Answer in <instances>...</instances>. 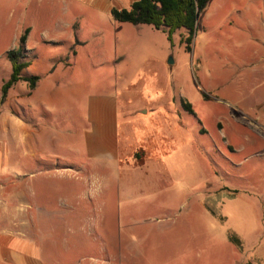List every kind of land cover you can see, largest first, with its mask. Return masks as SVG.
I'll return each instance as SVG.
<instances>
[{"label": "rangeland", "instance_id": "374dc122", "mask_svg": "<svg viewBox=\"0 0 264 264\" xmlns=\"http://www.w3.org/2000/svg\"><path fill=\"white\" fill-rule=\"evenodd\" d=\"M212 2L199 15L191 50L183 41L186 28L174 33L172 43L165 30L152 27L150 42L132 45L127 78L106 70L112 63L89 68L87 62L74 77L86 87L100 83L92 93L111 90L117 96V163L93 165L85 159L83 169L60 166L27 174L31 200L16 195L13 201L12 174L0 178V224L4 219L18 227L23 221L19 228L38 235L47 264H106L117 251L127 254L122 264H234L229 255L247 254L249 244L245 238L241 251L228 243L227 230L264 231V0H230L218 16L208 18L209 10L216 11ZM112 19L86 0H0V114H13L18 86L4 101L2 86L12 73L8 53L21 47L27 27H33L30 47L35 49L28 59L63 56L71 46L67 34L87 41L78 45L87 59L104 47L106 53L120 52L110 42V23L117 21ZM66 22L73 27L67 29ZM139 31L134 34L147 30ZM92 93H70L85 122ZM23 101L16 113L31 120L33 111ZM33 110L43 108L37 104ZM39 118L43 122L47 116ZM65 122L61 128L73 121ZM0 139L12 159V131L0 127ZM89 180H98L100 188L91 202L83 194ZM223 186L246 191L221 203L217 192H224ZM69 189L76 196L70 197L67 219L29 222L34 209L27 205L41 196L53 204ZM210 199L217 202L210 205L212 214L205 209Z\"/></svg>", "mask_w": 264, "mask_h": 264}, {"label": "crops", "instance_id": "0c3cea01", "mask_svg": "<svg viewBox=\"0 0 264 264\" xmlns=\"http://www.w3.org/2000/svg\"><path fill=\"white\" fill-rule=\"evenodd\" d=\"M86 1L91 2L98 13L114 19L112 15L114 7H129L135 0ZM209 2H212V0H209ZM229 2L230 0H214L212 4L214 3L216 11L209 10L207 13L208 18L218 16L217 12L226 7ZM66 25L67 29L73 27L69 23ZM110 25L112 31L110 42L114 43V46H118L121 49L120 52L114 54L106 53L108 50H105L106 41L104 40V49L98 55L88 56L87 59L80 53L78 48V45L83 44L85 46L87 41L82 38L75 39L72 34H67V46H71L68 47L67 53L63 54V56L51 59L49 55H40L36 60L28 59V54L35 49L30 47L33 27H27L29 32L23 52L24 59L30 61L31 64L23 70V73L26 75H39L40 80L34 89H31L25 81L15 84L12 88L15 91L18 86L19 90L13 94V114L12 116L8 112H1L0 114V127L4 131H12V159H10L7 142L0 139V178L5 181L12 174L13 201L16 195L25 196L29 200L32 199L33 189L29 185L27 174H33L36 171L48 172L54 167L56 171L60 166L83 169L89 162L93 165H100L103 162L117 163L120 160L121 144L117 96L111 90L92 93V90L94 91L93 86L98 87L100 83L96 85L92 83L86 87L85 84L78 83L74 77L79 75L80 69H86L85 63L87 62L90 63L89 68L112 63V66H107L106 70H112L116 77L127 78L132 69V45H137V43L142 45L147 40V42H150V37L155 34L152 27L155 26L152 24L142 26V24L136 25L131 22L118 20H113ZM136 29H140V31L147 30L145 32L147 33L146 38L143 39L145 33L134 34ZM60 38L58 36L54 37L55 40ZM72 52L73 54L71 55ZM121 53L122 55H119ZM120 57L122 60H118ZM49 59L55 63L51 65L48 61ZM118 61L128 62V65L117 67L118 65L116 66L114 63ZM36 63H40L38 68H36L37 72L33 70V66ZM115 87L116 84L109 86L111 89ZM12 88L8 93V100H10ZM85 89L87 92L91 91L92 93L87 103L86 122L78 112L77 103L70 101V93L86 92ZM17 99L20 100V103L17 102ZM21 99H25L23 101L25 108L29 106V109L33 111L32 115L29 114L31 120L23 121L20 114L16 113V104H22ZM37 104L43 108V111L34 112L33 107ZM42 115L43 117L47 116L43 122L39 118ZM70 118L73 121L71 127L61 128L60 125H63V121H68ZM79 120L86 124L85 128L82 123L80 124ZM97 181L89 180L86 182L83 194L87 202L96 199L95 191L100 189L98 188L99 184H95ZM223 187L228 193L225 191V193L223 191L217 192V198L220 199L221 203L226 198L236 197L246 191L239 187ZM73 191L67 190L65 198L57 196L53 204H49L46 201L48 199L45 196H41L43 200L38 199L34 203L27 205L29 208L33 206L34 209L30 213L29 222L43 221L48 223L50 221L54 223L67 219L66 208L69 204H72L70 197L76 196ZM13 203L15 205V202ZM215 203L217 202H212L211 199L210 204L205 201V209L209 211V214L214 212L210 205L212 206ZM223 217L226 221L228 220L227 215L223 214ZM21 222L18 224L21 225ZM19 225L17 227L14 222L8 224L4 219L2 224H0V264H47L43 258L38 235L34 236L27 233L22 228H19ZM226 236L228 243L235 244L241 251L244 250L243 245H246V242L244 243L245 238L249 244L246 246L248 248L247 254L243 252V254L241 253L237 256L232 252L229 255L231 263L264 264V231L242 233L241 231L229 229L226 232ZM118 252L114 257L110 256V261L106 264H122L121 262L125 261L127 254H118ZM84 264H99V262L92 261Z\"/></svg>", "mask_w": 264, "mask_h": 264}, {"label": "trees", "instance_id": "16d2710c", "mask_svg": "<svg viewBox=\"0 0 264 264\" xmlns=\"http://www.w3.org/2000/svg\"><path fill=\"white\" fill-rule=\"evenodd\" d=\"M208 2L209 0H135L129 7H114L112 15L118 21L131 22L136 25L152 24L158 29H163L172 43L174 33L180 28H186L188 35L183 38V41L191 50L199 15ZM28 32L29 28L21 36V47L10 50L8 53L12 63V73L2 86V101L7 98L10 89L18 82L25 81L31 89H34L40 80L39 75L23 73V70L31 64L30 61L24 59L23 52ZM183 105L193 112L191 103L183 101Z\"/></svg>", "mask_w": 264, "mask_h": 264}]
</instances>
